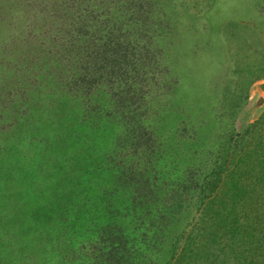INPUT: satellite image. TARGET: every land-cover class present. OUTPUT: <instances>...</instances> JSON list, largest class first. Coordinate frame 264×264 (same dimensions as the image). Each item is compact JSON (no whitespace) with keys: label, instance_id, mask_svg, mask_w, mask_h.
<instances>
[{"label":"rangeland","instance_id":"rangeland-1","mask_svg":"<svg viewBox=\"0 0 264 264\" xmlns=\"http://www.w3.org/2000/svg\"><path fill=\"white\" fill-rule=\"evenodd\" d=\"M112 10L0 0V264H111L98 241L104 209L121 222L170 212L184 231L177 255L210 233L221 255L244 219L241 204L203 211L223 174L264 164V0H126L125 61L105 35L88 37L87 22ZM76 11L84 37L62 44ZM234 255L229 245L222 262Z\"/></svg>","mask_w":264,"mask_h":264},{"label":"trees","instance_id":"trees-1","mask_svg":"<svg viewBox=\"0 0 264 264\" xmlns=\"http://www.w3.org/2000/svg\"><path fill=\"white\" fill-rule=\"evenodd\" d=\"M110 3L113 4V12L111 11L112 13H109L107 11H102L103 14L101 12L100 18H97L98 20L96 19L98 21L97 23L88 21V17L83 19L80 11H76V14L74 13V25L72 24L69 26L68 31L61 30V38L63 39L62 44L64 43V40L72 43L71 39L77 34L84 37L81 31L77 32L75 30V27H83L88 21V37L101 41L102 38H104L102 35H105L106 38H109V42H111L112 48L115 52H120V54L123 52L122 56H120L122 57V61H125L126 54L124 55V52L127 49L128 40L122 38L120 30H122V12L126 5V0H110ZM83 4L84 2L82 3V6H84ZM52 22L53 21H51L50 24H52ZM107 25H109L108 28H106ZM51 26L52 25H46L45 30L47 32L48 30L50 31ZM154 31L155 30H152L150 33L153 35L155 33ZM36 38L37 37H34L33 44H37L38 47H40L41 41ZM32 46L33 50L38 48H35L34 45ZM65 46L66 45H62V47ZM102 46H104V44H100L98 47ZM82 49L83 48L81 47L80 52ZM134 67L135 62L131 69ZM135 70H138V68ZM239 163L238 166L242 163L240 173L237 174L236 172L232 174L230 178H225L223 177L224 174L222 175L221 182L224 183V188L219 191L217 190V195L204 204L206 208L203 212H206L208 209L212 210V207L217 203L221 213L224 215L225 212L234 210L235 207H239L241 204L244 219H242V221L238 223V226H236L232 232H229V234L222 232V230L216 234H219L220 238H223V235L226 234L231 236L232 242L229 245H234L235 253V262L232 264H264V164L253 161L251 164L252 166H250L248 170V163L246 164L244 161H240ZM216 169L217 168L214 167V172ZM147 181L148 179L145 180V182ZM190 181H192V179ZM215 181L217 182V180ZM216 182L213 184V187L210 186V189L215 188ZM254 185L258 186L259 189L252 187ZM224 203H230V207L225 208ZM125 210L128 211L129 209L126 208ZM149 210L150 207H148V210L144 212L143 216H141L143 219L134 218L129 211L125 214L126 216L122 215V222L112 217L113 212L110 209H104L101 211L99 218H103L104 225L99 226V223L97 225L101 227L98 241H105L110 244L111 248L108 250L109 252H107L105 257L108 256L111 264H224L221 255L226 253V248L229 247L228 243L224 240V245L220 247V255V253H217L216 249L212 246L213 243L215 244L217 236H213L212 233L207 236L205 232L204 235H206L213 243L208 244L207 242L209 241L206 238V247L195 248L191 246V241L194 243L195 239L190 236V248L185 247L184 250L183 248L182 250L186 253L189 249L187 253L192 254L193 258L191 257V259H189L191 261L185 262L188 260L183 258V256L180 257L182 250L181 253L177 255V244L183 240L184 231L175 230L173 226L175 219L169 217L171 215L170 212L165 213L164 215L166 216L159 217V220L157 219V222L155 223L154 220L151 221L146 217L147 213H150ZM86 217L87 216L85 215V218ZM166 217L168 218L165 219ZM214 220L218 222V215H216ZM81 222L84 223L83 219ZM145 222L152 226L150 234L148 232V226L144 225ZM222 229L224 230L225 228L222 227ZM170 235L172 236L169 237L167 242L172 241L171 245H173V247L167 248L164 244L167 237ZM164 249L167 253L166 256L157 261L158 258L155 257L156 253L159 254ZM2 254L3 257H5L7 253L1 251L0 246V256ZM151 257L154 259L151 260ZM2 261L4 264H8L6 263V259H3Z\"/></svg>","mask_w":264,"mask_h":264}]
</instances>
